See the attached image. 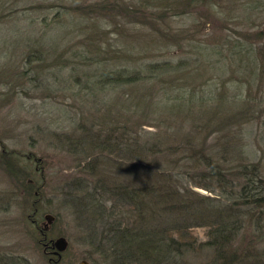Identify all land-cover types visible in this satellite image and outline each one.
I'll return each mask as SVG.
<instances>
[{
  "label": "rangeland",
  "instance_id": "374dc122",
  "mask_svg": "<svg viewBox=\"0 0 264 264\" xmlns=\"http://www.w3.org/2000/svg\"><path fill=\"white\" fill-rule=\"evenodd\" d=\"M99 1L0 0V264H22L18 256L29 264H78L90 253L84 238L90 225L81 223L64 192L75 176H84L78 162L83 166L87 161L83 153H75L81 146L74 141H78L83 127L92 123L95 128L113 125L119 105L116 90L84 87L96 69V61L89 60L91 51L85 47L86 28H98L103 34L107 31L113 43L115 37L119 36L117 44L124 38L119 46L128 43L127 36L140 34L130 41L133 48L125 50L129 55L144 53L136 47L142 42L149 58L179 64L176 68L169 65L171 69L161 75L164 84L171 86V94L192 87L199 96L225 92L230 96L221 101L224 103L233 96L238 98L235 102L243 98L261 101L263 113L243 126V139L235 132V138H223L221 144H215V132L206 142L215 149L225 145L232 163L237 162L235 145H244L246 151H252L250 155L253 153L250 159H260L264 166L263 74L251 86L235 82L238 75L247 78L244 71L236 70L237 56L242 57V63L251 55L263 57L256 48L250 52L249 44L264 43V0L254 5L248 0H192L188 11L176 14L183 9L179 8L167 14L166 26H162L163 33L169 32L167 40L157 39L156 33L146 28L132 27L122 16L115 18L89 8H95ZM145 90L149 91L147 83ZM151 93L154 95V90ZM224 103L223 110L227 107ZM180 106L178 110L174 106L179 116L149 114L158 120L147 117L142 130L162 132L165 143H170L172 134L187 135L193 124L207 125L198 107L196 113L201 119L193 121L189 105ZM168 117L173 118L165 127L167 122L159 119ZM150 121L160 125L155 127ZM210 128L208 125L205 131ZM98 158L105 161L103 156ZM105 167L101 163L99 169ZM193 188L215 196L203 187ZM47 213L54 218L42 230ZM250 215L246 216L251 218L248 229L256 223L255 215ZM262 217L260 224L264 226V214ZM205 231L202 226L192 230L199 239H205ZM59 236L67 242L65 249L57 255L49 245L50 253H45L43 243ZM197 257L195 261L203 256Z\"/></svg>",
  "mask_w": 264,
  "mask_h": 264
},
{
  "label": "trees",
  "instance_id": "16d2710c",
  "mask_svg": "<svg viewBox=\"0 0 264 264\" xmlns=\"http://www.w3.org/2000/svg\"><path fill=\"white\" fill-rule=\"evenodd\" d=\"M132 1L126 4L120 0H101L95 8H89L112 17L122 16L132 27L146 28L155 32L157 39L167 40L169 32L162 30L167 14L183 8L176 13L182 14L192 3V0ZM258 1L248 3L254 5ZM84 31L85 47L91 51L89 60L96 61V69L84 87L116 90L119 105L118 119L113 125L98 124L95 128L92 123L83 127L78 141H74V145L81 146L75 153H83L87 161L83 166L78 162L84 176H75L70 189L64 192L67 204L74 206L81 223L90 225L89 234L84 237L90 246L86 255L90 264H264V226L260 224L264 214L262 161L251 160L252 151H246L244 145H235L237 162L232 163L225 145L215 149L206 142L215 132V144L223 138H235V132L243 139L240 135L243 126L263 113L261 101L243 98L235 102L238 98L233 96L224 103L221 101L230 96L227 93L199 96L192 87L171 94V86L164 84L161 75L171 69L169 65L176 68L179 64L149 58L142 42L136 47L144 53L137 52V57L125 51L140 34L127 36L129 44L124 41L122 47L119 43L124 38L117 44L119 36L113 43L107 31L103 34L94 27ZM249 48L250 52L256 48L263 57L251 55L242 63V57L237 56L236 70L244 71L247 78L238 75L235 82L244 81L247 86L264 77V43H250ZM146 83L149 91L145 90ZM223 103L227 105L225 110ZM182 104L189 105L193 121L199 117L198 107L207 125L193 124L186 136L172 134L170 143H165L162 132L142 130L149 114L179 116L175 107L178 110ZM171 118L159 120L169 127ZM208 125L211 128L206 132ZM101 163L106 169H99ZM194 186L203 187L215 196L199 193ZM250 214L255 215L256 221L252 229H248L251 218H246ZM196 226L206 228L205 239L194 235L192 230ZM199 254L203 257L195 261ZM10 257L12 261L13 256ZM16 258L29 264L22 256Z\"/></svg>",
  "mask_w": 264,
  "mask_h": 264
},
{
  "label": "water",
  "instance_id": "95a60500",
  "mask_svg": "<svg viewBox=\"0 0 264 264\" xmlns=\"http://www.w3.org/2000/svg\"><path fill=\"white\" fill-rule=\"evenodd\" d=\"M44 218L46 222L43 224V229L46 230L48 227V224L53 220V215L47 213L44 215ZM50 245V247L53 249V253L59 255L61 251H63L67 245V242L63 236H59L56 239L49 240V244L46 242L44 243V246ZM78 264H90V262L83 258L81 259Z\"/></svg>",
  "mask_w": 264,
  "mask_h": 264
},
{
  "label": "flooded vegetation",
  "instance_id": "af4514ba",
  "mask_svg": "<svg viewBox=\"0 0 264 264\" xmlns=\"http://www.w3.org/2000/svg\"><path fill=\"white\" fill-rule=\"evenodd\" d=\"M44 251H45V253H50V251L48 250V245L46 247H44Z\"/></svg>",
  "mask_w": 264,
  "mask_h": 264
}]
</instances>
